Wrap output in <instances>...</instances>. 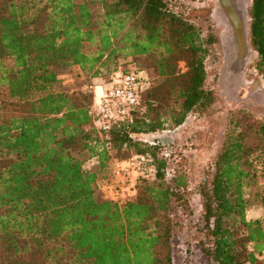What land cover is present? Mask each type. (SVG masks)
Returning <instances> with one entry per match:
<instances>
[{"label":"trees","instance_id":"1","mask_svg":"<svg viewBox=\"0 0 264 264\" xmlns=\"http://www.w3.org/2000/svg\"><path fill=\"white\" fill-rule=\"evenodd\" d=\"M168 2L0 0V264H173L170 208L188 179L169 177L161 144L143 136L215 104L206 62L218 39ZM249 16L264 80V0H252ZM136 57L157 81L107 130L95 127L89 85L54 89L67 69L110 81ZM228 128L212 180L200 187L201 250L208 264H264V118L241 112ZM133 157L145 163L130 191L102 197L110 162Z\"/></svg>","mask_w":264,"mask_h":264},{"label":"rangeland","instance_id":"2","mask_svg":"<svg viewBox=\"0 0 264 264\" xmlns=\"http://www.w3.org/2000/svg\"><path fill=\"white\" fill-rule=\"evenodd\" d=\"M168 3L174 12L193 23L205 39L210 35L218 39L211 48V54L206 62L207 87L216 93L215 104L206 112L192 113L178 128L145 138L147 142L161 144L162 149L158 151V155L167 159L171 173L169 177L184 175L188 179V187L181 190L184 200L174 199L170 208V215L174 222L173 264H208L201 250L202 242L208 243V240L204 228L200 187L209 185L212 180L214 160L222 147L231 119L238 117L241 112L264 118V80L255 68L256 53L252 48L254 57L248 64L245 74L233 88L232 94L224 92L221 86V75L227 51L230 49V45H226L230 29L225 19L216 12V0H169ZM229 57H232L231 53ZM179 68L183 72L186 71L184 63H181ZM120 69L144 71L143 57L123 60ZM148 72L146 74L149 78L156 82L154 74L151 71ZM100 81L108 82L109 77L87 79L80 69L71 68L61 74L54 89L72 92L86 89L89 85V89L94 92L99 84H103ZM114 162H110L111 169L106 173L110 179L113 175ZM134 180L135 178L132 183ZM257 185L250 187L249 195H252L258 187L260 188L259 185L256 187ZM100 195L105 199L110 197L102 192ZM262 213L264 217V209ZM75 256L70 252L65 260L72 263Z\"/></svg>","mask_w":264,"mask_h":264},{"label":"built area","instance_id":"3","mask_svg":"<svg viewBox=\"0 0 264 264\" xmlns=\"http://www.w3.org/2000/svg\"><path fill=\"white\" fill-rule=\"evenodd\" d=\"M151 79L143 70L117 72L108 82V87L94 91L93 114L95 127L107 130L113 124L125 119L140 105V95L145 87L150 85ZM147 162V161H146ZM145 160L133 157L129 161L118 162L113 175L115 178L104 187V195L108 199L118 201L130 191L135 184L132 180L142 171Z\"/></svg>","mask_w":264,"mask_h":264},{"label":"water","instance_id":"4","mask_svg":"<svg viewBox=\"0 0 264 264\" xmlns=\"http://www.w3.org/2000/svg\"><path fill=\"white\" fill-rule=\"evenodd\" d=\"M249 6L250 0L244 6L239 0H216V12L225 18L230 29V36L226 38V45H230V49L221 75L222 89L229 94H232L254 57L250 43ZM230 53L232 57H229Z\"/></svg>","mask_w":264,"mask_h":264},{"label":"crops","instance_id":"5","mask_svg":"<svg viewBox=\"0 0 264 264\" xmlns=\"http://www.w3.org/2000/svg\"><path fill=\"white\" fill-rule=\"evenodd\" d=\"M101 83H103V84H99L98 86H97V89L100 91L101 89H103V88H107L108 87V82H103V81H100ZM147 136H149V135H145V136H143V138L145 139ZM117 164H118V162L117 161H115L114 163H113V165H112V172L114 173V171H115V167L117 166ZM112 177H113V179L115 178V176L114 175H112ZM255 215V212H251L250 211V214L249 215Z\"/></svg>","mask_w":264,"mask_h":264},{"label":"bare ground","instance_id":"6","mask_svg":"<svg viewBox=\"0 0 264 264\" xmlns=\"http://www.w3.org/2000/svg\"><path fill=\"white\" fill-rule=\"evenodd\" d=\"M241 6H244L247 0H239ZM221 15V14H220ZM222 16V15H221ZM223 17V16H222ZM224 18V17H223ZM225 19V18H224ZM226 21V20H225ZM227 23V22H226ZM228 25V24H227Z\"/></svg>","mask_w":264,"mask_h":264}]
</instances>
